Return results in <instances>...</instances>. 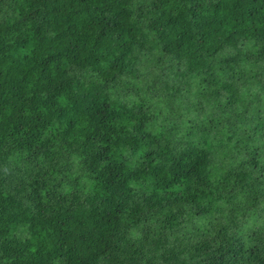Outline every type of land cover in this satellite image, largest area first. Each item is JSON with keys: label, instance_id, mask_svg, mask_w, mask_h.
Returning <instances> with one entry per match:
<instances>
[{"label": "trees", "instance_id": "16d2710c", "mask_svg": "<svg viewBox=\"0 0 264 264\" xmlns=\"http://www.w3.org/2000/svg\"><path fill=\"white\" fill-rule=\"evenodd\" d=\"M0 264H264V0H0Z\"/></svg>", "mask_w": 264, "mask_h": 264}]
</instances>
